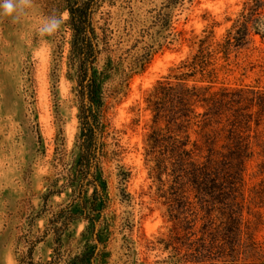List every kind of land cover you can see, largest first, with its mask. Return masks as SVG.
<instances>
[{"label": "rangeland", "instance_id": "374dc122", "mask_svg": "<svg viewBox=\"0 0 264 264\" xmlns=\"http://www.w3.org/2000/svg\"><path fill=\"white\" fill-rule=\"evenodd\" d=\"M64 13L55 33H40ZM91 19L101 50L92 88L103 143L97 176L108 199H99V228L78 197L83 55L68 0H34L21 20L0 18V264H21L36 240L34 261L51 264L56 244L46 230L70 206L80 217L65 242L93 250L99 231L104 264H264V0H102ZM238 33L240 45L216 55L203 84L241 101L220 108L221 123L201 134L180 130L162 90L150 101L154 85L198 50L194 37L223 43ZM188 134L200 145L211 137L218 160L201 169L180 162ZM238 137L252 151L244 163L231 155Z\"/></svg>", "mask_w": 264, "mask_h": 264}, {"label": "trees", "instance_id": "16d2710c", "mask_svg": "<svg viewBox=\"0 0 264 264\" xmlns=\"http://www.w3.org/2000/svg\"><path fill=\"white\" fill-rule=\"evenodd\" d=\"M102 0H68V9L70 10L72 23L77 34L80 36V46L83 55L80 78V85L83 97L82 117L84 118V144L82 146V156L79 163V172L83 176V181L79 189L78 197L81 201L84 218L93 221L96 228L105 223V213L98 206L99 199L102 198L104 205L108 206V199L103 190V186L97 176L99 168L100 154L103 151V143L100 140L99 129L94 123L95 99L93 95V85L95 77L93 75L94 63L97 53H100V45L97 40L95 28L92 22V16L99 2ZM244 36L238 33V36L229 35L223 43L211 42L210 36L194 37V41L199 42V48L183 59L180 64L171 68V73L158 80L154 85L152 93L149 97L150 101H154L159 90L164 92L163 100L168 101L171 105V111L175 113L176 120L180 119V130L185 128L188 131L191 127L200 129V134L209 130L213 123H221L216 119L220 108L233 106L236 102L235 93H231L227 89L214 90L213 86L203 84L205 79L212 78L215 68L216 55L223 53L228 57L231 46H238L242 42ZM197 43V42H195ZM216 45V46H214ZM217 75V74H216ZM175 80L178 81L175 84ZM193 82V83H191ZM199 108H204L199 111ZM233 108V107H231ZM215 119V121H214ZM187 140H180V162L191 159L202 167L213 163L219 151L216 149V143L211 137H208L204 145H200L198 140L192 141L190 134ZM206 147L207 153L204 148ZM231 155H235L244 163L245 158L251 157L252 151L248 143L244 142L241 137L237 138L235 149L231 151ZM201 158H205L202 163ZM203 164V165H202ZM86 181H88L86 183ZM199 190L208 191L207 182H197ZM94 188L92 194V208L89 209L86 197L89 187ZM74 202L76 199L73 200ZM63 208L60 213L54 214L50 221V227L47 233H54V251L55 257L51 264H104V253L108 250L107 243H103L100 232H96L97 243L90 249L88 244L81 242L77 247L73 246V241L68 243L64 240V233L75 218L80 217L70 209ZM67 214H62L63 212ZM36 241L29 247L28 253L24 254L21 264H36L34 261V250ZM99 261V262H98Z\"/></svg>", "mask_w": 264, "mask_h": 264}, {"label": "clouds", "instance_id": "9594fccd", "mask_svg": "<svg viewBox=\"0 0 264 264\" xmlns=\"http://www.w3.org/2000/svg\"><path fill=\"white\" fill-rule=\"evenodd\" d=\"M33 3L34 0H0V18H9L12 22H17L32 8ZM67 19V13L60 17L50 16L43 21L39 31L41 34H53Z\"/></svg>", "mask_w": 264, "mask_h": 264}]
</instances>
